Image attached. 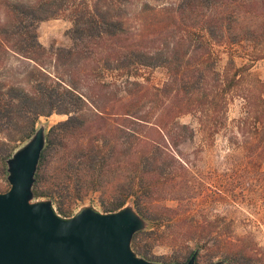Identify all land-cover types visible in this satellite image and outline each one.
<instances>
[{"label":"trees","instance_id":"1","mask_svg":"<svg viewBox=\"0 0 264 264\" xmlns=\"http://www.w3.org/2000/svg\"><path fill=\"white\" fill-rule=\"evenodd\" d=\"M156 1L0 0V67L4 53L23 63L16 82L7 83L0 71V159L30 137L40 117L64 115L48 129L32 187L62 215L64 199L99 192L104 212L132 199L158 228L166 220L159 203L178 199V171L186 165L180 145L196 133L180 118L190 115L203 127L209 120L211 134L218 132L227 121L228 94L246 69L235 65L231 47L264 51V0ZM64 12L71 46H44L37 23ZM224 45L228 60L220 70L216 47ZM153 67L167 75L160 86L140 80L141 70ZM257 99L245 95L235 132H264V97ZM109 101L117 106L112 113ZM139 233L132 247L148 259ZM193 252L163 263L183 264ZM232 260L251 264L253 257L238 247L225 256Z\"/></svg>","mask_w":264,"mask_h":264},{"label":"rangeland","instance_id":"2","mask_svg":"<svg viewBox=\"0 0 264 264\" xmlns=\"http://www.w3.org/2000/svg\"><path fill=\"white\" fill-rule=\"evenodd\" d=\"M148 1L158 3L156 0ZM70 27L66 12L56 18L41 20L36 28L38 40L46 47H69L72 44L67 34ZM216 48L219 53L217 67L221 70L227 63L229 48L225 45ZM231 48L235 65H245L246 69L241 72L240 86L228 94L227 121L218 132L211 134L209 120L203 127L190 115L180 118L181 122L191 123L196 133L192 140L180 145L186 165L178 171V199L167 196L157 207L166 220L158 228L148 222L137 236L144 250H148V260L160 263L176 258L181 260L191 248L197 251L198 264L219 259L224 260L223 264H238L233 260L226 262L225 256L239 247L253 257L251 264H264V132H251L255 135L250 137L244 131L245 127L238 133L233 128L241 115L245 95H249L254 103L258 102V96L264 97V51L257 52L245 44ZM22 64L15 54H3L2 65L5 68L0 67V71L3 69L7 83L21 78L18 71ZM141 74V81L157 86L167 76L160 67L142 69ZM110 104L109 101L106 107L112 113L117 106ZM64 118V115L56 113L42 116L36 127L45 124L48 131L50 126ZM47 175L44 173L42 181H47ZM8 187L6 162L0 159V191ZM100 196L99 192H92L82 199H64L62 206L68 213L66 216L85 204H92L103 211ZM127 202H132V199ZM190 235L198 239L197 245L186 241Z\"/></svg>","mask_w":264,"mask_h":264},{"label":"water","instance_id":"3","mask_svg":"<svg viewBox=\"0 0 264 264\" xmlns=\"http://www.w3.org/2000/svg\"><path fill=\"white\" fill-rule=\"evenodd\" d=\"M47 132L45 124H39L5 160L9 187L0 191V264H165L133 249V234L149 222L133 202L107 212L85 204L66 216L52 199L34 196ZM196 252L183 264H196Z\"/></svg>","mask_w":264,"mask_h":264}]
</instances>
